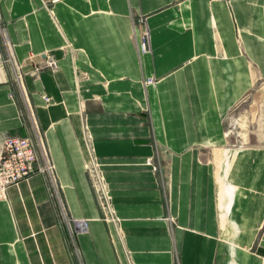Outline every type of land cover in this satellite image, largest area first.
I'll use <instances>...</instances> for the list:
<instances>
[{
    "label": "crops",
    "instance_id": "0c3cea01",
    "mask_svg": "<svg viewBox=\"0 0 264 264\" xmlns=\"http://www.w3.org/2000/svg\"><path fill=\"white\" fill-rule=\"evenodd\" d=\"M0 19L22 73L0 67V152L36 127L65 208L44 174L8 188L0 264H264V133L226 127L240 103L264 118V0H0Z\"/></svg>",
    "mask_w": 264,
    "mask_h": 264
},
{
    "label": "built area",
    "instance_id": "2783aa9c",
    "mask_svg": "<svg viewBox=\"0 0 264 264\" xmlns=\"http://www.w3.org/2000/svg\"><path fill=\"white\" fill-rule=\"evenodd\" d=\"M215 1L221 2L225 0ZM1 45L3 46L4 51H2L0 47V67L4 64L9 65L12 70L14 83H16L19 88H22L21 66H19L13 56L12 48L7 39L4 24L0 19V46ZM148 47L149 37L147 30H145L139 46L141 53H146ZM57 68L58 66L56 60L54 58H50L43 65L36 66L34 68V72L39 73L42 70L55 72ZM145 84H153V80H146ZM45 100L49 101V99L46 97ZM28 109L31 113L30 108ZM38 150L42 160L41 164H37L38 160L40 159ZM85 169L91 181V187L94 191L98 205L103 211L104 219L107 222H112L113 224L117 225L118 219L115 216L113 206L111 204V198L108 193L107 185L91 149H88ZM35 173L49 175L50 184L53 187L57 186L54 176V167L48 157L47 150L41 141V138L38 136H35V139L19 136H10L5 138L2 141L0 152V199L5 198L8 188L16 186L22 181H26ZM59 203H61V200H59ZM73 221L75 226L74 228L78 230H84L86 228L85 221Z\"/></svg>",
    "mask_w": 264,
    "mask_h": 264
},
{
    "label": "rangeland",
    "instance_id": "374dc122",
    "mask_svg": "<svg viewBox=\"0 0 264 264\" xmlns=\"http://www.w3.org/2000/svg\"><path fill=\"white\" fill-rule=\"evenodd\" d=\"M26 106L29 113V116L26 115V117L28 118L27 120L31 121V123L33 124V118L28 109L29 107L28 105ZM245 108L246 105L240 103L235 109H233V111H231V113L227 116L226 119V127L227 131H229V138L232 142V145L235 147L243 146L247 143H254L256 142L257 133H264V118L262 114L256 115L255 117L251 116L249 118L247 114H245ZM34 136L41 137L39 130H37L36 128L34 130ZM45 177L47 178L48 186L51 190L53 198L57 196V199L55 200L59 205L60 215L61 217H64L65 208L62 204L61 194L58 188L59 186L53 187L49 182V175L46 174ZM59 200H61V203H59Z\"/></svg>",
    "mask_w": 264,
    "mask_h": 264
},
{
    "label": "bare ground",
    "instance_id": "6f19581e",
    "mask_svg": "<svg viewBox=\"0 0 264 264\" xmlns=\"http://www.w3.org/2000/svg\"><path fill=\"white\" fill-rule=\"evenodd\" d=\"M225 152H226V151H225ZM228 194L231 196V194H232V189H231V188H230V190L228 191ZM231 201H232V199H231ZM230 203H231V202H229V204H228L229 206L231 205Z\"/></svg>",
    "mask_w": 264,
    "mask_h": 264
}]
</instances>
